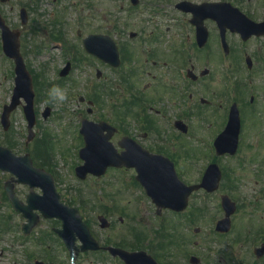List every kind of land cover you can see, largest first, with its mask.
Here are the masks:
<instances>
[{"label": "flooded vegetation", "instance_id": "1", "mask_svg": "<svg viewBox=\"0 0 264 264\" xmlns=\"http://www.w3.org/2000/svg\"><path fill=\"white\" fill-rule=\"evenodd\" d=\"M37 1L40 0H29V5H26L25 24L16 18L7 23L11 30L19 33L22 54L27 51L25 36L30 39L32 50H45L48 40L57 42L52 45H62L64 28L59 20L51 23L48 30L41 20L33 18L36 10L31 5ZM122 1L128 7L130 16H126L129 19L135 18L137 22L138 17L145 13L140 9L141 0L135 6L129 0ZM183 2L189 5L181 6ZM168 3L171 2L168 0ZM155 7L150 15L157 19V2ZM171 8L172 12L168 15L158 13L174 21L162 32L157 33V21L151 35L145 37L140 31L126 30L122 26L123 31L119 34L123 36L118 41L111 33V22L108 20L103 31L88 34L104 35L114 41L119 53V68L113 69L94 56L88 59L120 75L119 80L123 84L121 92H112L108 78L96 70L95 81L104 79L106 85L103 100L100 99V90L93 87L91 99L80 103L92 104L88 119L95 123L103 121L112 127L103 135L118 152L123 151L119 142L131 139L149 153L167 157L174 163L181 181L189 185L192 183L185 181L168 149H176L177 145L173 144L194 130L193 122L199 125L200 117L208 112L221 117L223 128L229 109L235 108L242 130L239 145L243 141V130L248 125L249 116L255 136L253 143L255 149L260 150L257 155L240 156L241 162H252L255 166L258 157L264 161V148L259 149V145L264 147V137H258L259 129L264 128V0H176ZM123 25L127 26V23ZM198 29L203 30L199 37ZM34 36L41 37L42 41L33 42ZM76 36L82 44L80 30H77ZM67 61L70 62L69 59ZM99 102L105 105L102 113L95 109ZM183 128L187 129L186 134L180 131ZM161 134L164 135L163 140ZM78 139L82 142V138ZM153 169L157 171V166ZM251 171L250 184L244 183V186L250 187L249 194L239 189L240 182L228 184L229 190L238 186L234 191L238 195L233 200L236 212L231 219L230 231L226 234L216 232L215 224L221 218L218 217L213 219L211 229L202 237H193L190 233L194 219V211L190 210L191 200L199 197L204 207L211 201L220 212V199L225 194L221 189L222 183L213 193L200 190L190 195L187 208L181 213L166 209L158 211L143 188L133 183V169L110 168L105 176L112 174V179H116V174H121L132 185L128 187L121 182L119 188L118 185L98 188V192L91 188L86 206L91 211H88L90 216L86 215L88 208L85 205L77 207L98 249L83 251L81 243L76 240L69 251L52 232V236L49 234L51 241L42 248L41 254L48 260L73 257L76 261L88 260L90 264H128L119 255L113 256L108 251L111 247L137 253L135 264H264V170ZM89 179L91 184L99 180L95 177ZM159 184L168 185V181H158ZM103 193L106 194L104 197ZM85 196L80 194L76 198L85 204ZM238 213L243 215L242 219L246 217L244 225H237L242 222L235 221ZM162 214H170L174 220L165 221ZM100 216L108 221L107 230L98 227L96 220ZM49 221L55 222L51 231L61 226L57 220ZM161 223H174L185 231L181 235L177 232L178 236L169 238L172 241L168 242V239L157 237V226ZM117 224L121 231L125 229L123 235L122 232H115ZM195 232L199 234L200 230L196 228ZM42 234L48 237L47 232Z\"/></svg>", "mask_w": 264, "mask_h": 264}, {"label": "rangeland", "instance_id": "2", "mask_svg": "<svg viewBox=\"0 0 264 264\" xmlns=\"http://www.w3.org/2000/svg\"><path fill=\"white\" fill-rule=\"evenodd\" d=\"M141 1L142 6L140 9L145 13H142L141 16L138 17L140 19L137 22L135 18L129 19L126 16V14H128V7L122 0H41L32 4V6L36 8V11L33 12V18L41 20L43 25L48 24L51 20L59 17L57 19L63 22L62 26L64 28L63 33L65 42L62 41V45L56 49H53L50 46L52 42H47L46 50H41L37 55H33L28 51L27 61L30 64L32 71L38 75H43L47 83L59 86L66 93L67 99L63 102L58 99H54L50 95V90L48 89L44 90L42 93L46 98L36 99L35 93L34 108L37 117V124L34 128L35 137L27 146V152L32 156L34 149L39 146L38 143L40 139H45V135H42L43 130L48 131L46 138L50 141L51 147L47 150V155L50 156V158L44 163L39 162V164L43 166V169L47 171L51 170V172L55 173L57 177V179H55V185L57 192L61 196V200L68 204L69 201H73L71 203L73 207H77L80 204L78 198L75 197L76 194H84L86 195V200H88L87 195L91 192V188H109L112 184L118 185L117 188H119V183H121L118 178L112 179V177L109 176L105 180L89 185L88 182H80L74 176L73 169L75 166L79 165L78 155L76 154L78 144L76 143L74 137L78 127V119L86 117L84 112L86 106H80L78 104V96L91 94L92 89L95 86L97 89L101 90L100 92L103 96V90L105 89L106 82L104 79L98 82L95 81L94 74L96 70H100L103 73V76L108 78V84L110 83L112 92L116 94H118L119 91L121 92L122 89L119 86L122 84L119 80L120 75L110 72L109 70L103 68L100 64L89 59H85L80 66L75 65L74 60H71L73 63V70L67 80L60 79L58 77V71L64 66L67 59H73L74 56L77 55L78 50L79 52L82 50L81 39L76 36L77 30H80L82 38L92 31H103L105 23L109 20L111 22L112 35L120 41L123 36V34H119L120 31H123L122 26L126 30L140 31L142 36L145 37L151 35L153 25L156 21L157 33L159 31H164L174 23L169 16L162 17L160 16L161 14L159 15L158 13L161 12L165 15L171 13V6L176 0H169L171 3H168V0ZM156 2L157 19L150 15V12H153L156 8ZM25 4L29 5L28 0H11L10 3L0 4V13L8 20H15V16L19 12L20 6ZM51 13H54V15L51 16ZM128 16L130 15L128 14ZM125 23H127V26L123 25ZM34 37L32 38V41H42L40 37ZM76 46L78 47V50L76 49ZM65 49H68V51ZM9 68L11 69L10 63L5 59L2 60L1 58L0 102L4 100L7 101L9 99L13 88V79L9 76ZM48 106L53 110L52 117L49 120H43L41 113L44 108ZM95 109L100 111L98 113H102L105 109L104 103L99 102ZM200 119L203 121H198L199 125H195V122H193L195 131L192 132L190 137L191 140L183 139L184 142L181 145L184 147L179 146L174 150L169 148L167 151L169 154L172 153V156L176 159L177 166L183 173L185 181H189L191 183L198 182L200 180L206 164L211 161L212 157L210 155L208 156L210 146L209 141L214 133L219 130V127L216 125H218L219 122L220 124L222 122L221 117L213 115L211 112H208L205 116L200 117ZM247 122L248 125L247 127H244L243 130V141L240 145L239 158H226L222 161L219 160L217 163L227 174V177L230 178L231 176V178L235 179V182H240L242 184L239 186V189L245 194L250 193L248 190L250 187L244 186V183L250 184L249 181L252 166L245 164V162H241L240 156L248 157L251 154H260V150H257V148L255 149V145L253 143L255 136L254 130L251 128L252 118H249L248 116ZM10 123L11 125L9 131H7L6 134H3L4 132L0 127V145H4L5 142L13 140L16 142L17 146L12 149V152L16 155H23L26 153L24 152L22 146H25L27 132L26 121L21 109H18L11 114ZM213 124L215 127H213ZM260 133H262V135H260ZM163 136L164 135L161 134V140H163ZM260 136L264 137V128L259 129L258 137ZM41 143L45 145L44 142ZM173 145L176 146L177 144ZM261 147L264 148L262 145H259V149H261ZM39 156H44V151H40ZM263 162L262 158L258 157L257 163L255 166L253 165V169H258L259 171L264 170V164H262ZM9 179L10 175L0 172V264H33V259L44 263L50 262L41 254L42 247L35 245V239L37 237H43L42 232H40L35 239L34 237L31 239L29 238L28 240L25 239V237L21 235L19 229L23 220L21 217L14 214L12 215L13 219L11 220L9 229H6V227H8L7 221L11 214V208L4 198L3 185L4 182ZM222 183L224 184V188L227 189L229 182L226 178L223 179ZM121 189L122 187L120 190ZM14 190L22 201H24L29 192V189L26 186L21 185H15ZM33 191L37 193L39 192L38 190ZM226 192H230V196L233 197L237 194L234 193L233 190H228ZM92 193L95 195L99 194L95 192ZM105 195L103 193V197ZM190 204V210L194 211V217L197 219L196 223L193 224V226H190L192 227L190 229V233L193 237H195L194 229L199 228L200 232L197 235L202 237L208 229H211L214 222L213 219L216 220L218 217H221L222 213L219 212L218 208L211 201H209L207 207H204V203L202 201L199 202V197H197V199H192ZM87 205H85V207ZM88 211H90L89 208L86 211V215L90 216ZM162 216V219L165 221L172 220L170 214H162ZM242 217L243 215H240L239 213L235 216L236 222H240L242 220V222L237 223V225L245 224L246 217L243 218L244 220ZM250 218L252 217L250 216ZM257 219H259V217ZM51 223L52 222L40 221L35 231L40 229L50 231V226L52 225ZM162 226L160 229L157 227V233L164 230L161 229L165 228ZM124 231L125 229L121 231L119 225L117 224L115 232H122L123 235ZM182 231L184 232L185 230H182V228L179 230L177 228L166 230L162 234H157V237L159 236L162 239H168V242H171L172 237L178 236L177 232L181 235ZM52 263L68 264L70 261L69 258L65 257L61 260H52ZM75 264H89V261L78 260ZM102 264H106V262H102Z\"/></svg>", "mask_w": 264, "mask_h": 264}, {"label": "water", "instance_id": "3", "mask_svg": "<svg viewBox=\"0 0 264 264\" xmlns=\"http://www.w3.org/2000/svg\"><path fill=\"white\" fill-rule=\"evenodd\" d=\"M0 25L2 26V22H0ZM6 34H8V30L4 27L2 33L4 41V50L9 57H14L16 60L15 71L17 74V78L16 87L14 89V94L12 97V103L10 104V106L4 108V112L2 114V122L4 128L7 129V119L10 112L19 103V98H23L27 104L24 107V113L28 120V140H30L32 137L31 128L34 125V114L32 107L33 93L31 89V82L27 72L24 69L19 55H17V51L13 52L12 49L9 48L8 41H6ZM98 38L99 37H89L85 39V49L89 53H94L99 57H103L104 55L109 54L111 52V59L116 60L117 55L113 43L107 41L106 46H104L103 41L97 40ZM112 65L116 66L117 62ZM88 125L91 124L87 122L83 123V128L81 131L85 135L86 145L85 148L80 151V157L85 161V163L75 169V173L78 178L85 179L88 173L97 176L102 175L107 167L119 166V161H123V164L127 167H139L141 165L140 162H137L134 159L135 157H137V155L132 151H129L127 154H125L122 160H117L118 163L117 161L112 162V155L109 153V150L104 145L96 143L94 139L90 138V129L87 128ZM237 135L238 119L237 114L234 113V115L232 114L230 117V121L226 130L217 138L214 143L217 155H223L225 153L234 154L237 144ZM128 149L131 150L130 147ZM0 170L12 173L14 176L17 177L18 183L28 184L31 188L39 187L43 192V195L41 197L29 195L27 199L29 206L22 207L19 205L18 201L13 195L12 185L9 183L5 185L6 194L10 198L15 209L19 212H22L23 216L28 218L29 223L24 226L25 230L28 231L34 223L32 211L39 210L45 218L55 217L63 221V230L60 232V235L66 242L72 243V232L79 231L81 235L82 232H84V236H87L86 228L80 224V219L77 217V213L74 210H69L59 204L58 196L55 193L51 178L48 175L33 169L28 156L17 158L12 155L10 151L0 148ZM219 179L220 172L215 165H210L207 168L202 183L199 186L185 188L184 190L180 191L181 189L174 179L175 185L171 187L172 194L167 193V200L164 205L170 208L183 209L186 205V198L191 193V191L206 186L212 188L214 187V185H217ZM158 194L159 193H157V199ZM222 205L226 212V219L220 222L219 225L222 229L226 230L228 229V226L224 224H228V217L230 214L233 213L234 207L233 204L230 203L226 197L223 198ZM83 240L86 241L85 239Z\"/></svg>", "mask_w": 264, "mask_h": 264}, {"label": "clouds", "instance_id": "4", "mask_svg": "<svg viewBox=\"0 0 264 264\" xmlns=\"http://www.w3.org/2000/svg\"><path fill=\"white\" fill-rule=\"evenodd\" d=\"M50 95L61 102L67 99L66 93L59 86H54L50 91Z\"/></svg>", "mask_w": 264, "mask_h": 264}]
</instances>
